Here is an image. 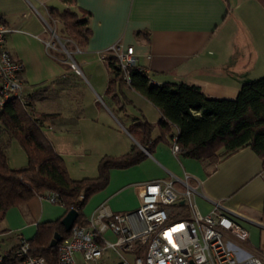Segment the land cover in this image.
Wrapping results in <instances>:
<instances>
[{
	"label": "crops",
	"instance_id": "0c3cea01",
	"mask_svg": "<svg viewBox=\"0 0 264 264\" xmlns=\"http://www.w3.org/2000/svg\"><path fill=\"white\" fill-rule=\"evenodd\" d=\"M52 8H69L86 15L91 35L85 46L77 49L74 45L73 51L80 54L79 63L89 74L91 93L85 92L82 78L71 71L65 58L57 59L66 70L57 76L58 90L52 95L41 94V88L33 87L28 80L30 63L38 65L49 53L47 42H54L50 23L56 20L52 18ZM0 18L11 31L6 35V47L13 59L24 65L25 95L31 97L38 112L55 116L48 122L50 125L46 123L45 132L52 133L47 136L64 158L73 179L96 178L102 157H120L131 151L133 142L118 127L126 130L136 122L156 126L155 142L151 151L145 152L146 158L132 167L112 170L107 187L88 201L84 219L94 215L103 204L115 213L135 211L139 207L140 184L176 178V188L182 193L181 181L187 176L196 190L194 200L199 211L208 215L216 205L221 206L248 232L247 249L264 258V169L260 157L245 148L212 164L174 154L172 135L177 130L173 128L160 139L162 132L157 126L161 113L127 83L122 88L124 100L120 105L116 103L108 94L111 74L102 58L115 44L133 47L138 66L148 70L156 82L185 83L201 88L209 97L234 100L250 80L252 52L264 48V6L260 1L75 0L68 5L61 0H0ZM57 23L63 32V24L58 20ZM56 54L62 55L59 50ZM71 94L76 104L67 103ZM85 94L89 95L88 110L81 104ZM52 96L56 105L50 107L47 101ZM112 117L119 121L118 127ZM113 126L123 135L122 140L112 142L108 135L102 136ZM73 136L81 139L78 146L85 154L89 143L95 140L106 143L108 149L99 160L92 158L89 164L72 166L73 141L69 138ZM66 214L64 207L42 197L0 214V248L5 253L22 240H32L40 224L62 220ZM106 238L114 240L110 232Z\"/></svg>",
	"mask_w": 264,
	"mask_h": 264
},
{
	"label": "trees",
	"instance_id": "16d2710c",
	"mask_svg": "<svg viewBox=\"0 0 264 264\" xmlns=\"http://www.w3.org/2000/svg\"><path fill=\"white\" fill-rule=\"evenodd\" d=\"M61 1L71 5L75 0ZM258 1L264 6V0ZM50 12L53 19L63 24V34L75 48L87 44L91 30L86 15L69 8L63 11L52 8ZM106 62L111 74L108 94L120 105L124 100L125 72L117 65L116 58L108 56ZM127 72L131 89L162 115L157 126L162 132L160 139L173 128L177 130L172 139H176L180 155L217 164L223 157L250 148L260 157L264 169V77L245 83L236 99L228 100L209 97L201 88L185 83L166 82L155 86L142 72L135 69ZM28 98L27 105L12 100L0 111V214L35 197L54 194L67 213L78 211L76 224L85 225L87 219L83 211L90 198L107 187L112 170L132 167L146 158L144 150L151 151L156 126L148 122L134 123L127 130L139 146L134 145L129 153L120 157H102L96 178L75 180L45 132L46 123L55 116L38 113L31 97ZM12 141L19 143L28 158V164L21 169L9 164L7 149ZM61 221L40 224L36 236L26 240L30 253L45 258L47 264H58V246L50 247L54 234L58 232L65 239L70 235ZM17 250L18 246L5 252L0 264H21Z\"/></svg>",
	"mask_w": 264,
	"mask_h": 264
},
{
	"label": "built area",
	"instance_id": "2783aa9c",
	"mask_svg": "<svg viewBox=\"0 0 264 264\" xmlns=\"http://www.w3.org/2000/svg\"><path fill=\"white\" fill-rule=\"evenodd\" d=\"M10 32L0 23V111L12 100L23 105L30 101L22 81L24 65L13 59L5 45ZM55 45L47 42L49 49H56ZM64 51L68 54L66 48ZM108 56L116 58L129 86L128 69L142 72L152 85H161L138 66L133 47L115 44L102 54L104 60ZM71 67L80 75L75 63ZM172 151L180 152L175 138ZM176 181L172 178L138 185L139 207L132 212L115 213L106 204L100 206L85 225L75 224L69 237L58 245V264H264V258L247 249L248 232L221 206L203 215L196 206V190L189 178L181 181L182 193ZM46 199L58 204L54 194H47ZM108 232L114 236L113 241L106 238ZM2 235L0 228V239ZM30 251L29 243L22 240L17 250L21 264H47L45 258ZM3 259L0 248V263Z\"/></svg>",
	"mask_w": 264,
	"mask_h": 264
},
{
	"label": "rangeland",
	"instance_id": "374dc122",
	"mask_svg": "<svg viewBox=\"0 0 264 264\" xmlns=\"http://www.w3.org/2000/svg\"><path fill=\"white\" fill-rule=\"evenodd\" d=\"M58 22H59V20H58ZM50 26H51V31H52L51 34L53 36V41L56 43L55 48H57L62 55L56 54V51H58L57 49H50L47 51L49 53L44 54V59H41V61L38 65L34 66L30 63V69H29V72H27L28 73V75H27L28 80L33 85V87L41 88L39 91L41 94H46L47 96L52 95L54 93L55 89H57L55 87V83H56L55 80L57 79V76H61L63 73H65V70H66V69L64 70L65 67L63 68V66L60 65V63L57 61V59L61 60L62 58H65V60H67V62H68L67 65L71 68V71H73V73L75 72L74 74H76V71L74 69H72L71 63H75L78 65V68L81 71V73H80V75L76 74V76H78L79 78L80 77L82 78V80L81 79L80 80L83 81V83H84L85 92L91 93L92 86L89 82L90 81L89 80L90 79L89 74H88L86 68H83V66L79 63L80 57H78V56L80 54L77 51H73V45L74 44L71 42V40L70 41H69V39L67 40L66 39L67 37H65L63 35V32H61V29L59 28V24L57 23V20H56V22L51 21ZM65 48H66L68 54L64 51ZM239 52H241V51L238 50V55H239ZM238 55H237V58H238ZM251 59H252L253 68H252V71L250 74V80H247L246 83H248V81L251 82V81L258 80V79L264 77V48H262V47L256 48L255 52L254 53L252 52ZM78 88H82V87L78 86ZM27 91H28V89H27ZM79 92L82 93V91H79ZM94 93L96 95L95 91H94ZM32 94H35V93H32ZM73 96L74 95L71 94L69 97H67L68 100L65 99L68 104L69 103L72 105L76 104V100H75V98L73 99ZM88 97H89V95L85 94L84 98L81 100V104H83V106H85L86 109L88 107H90ZM53 99H54V97L52 96L47 101L48 102L47 104H50L47 106L53 107L54 105H56L55 104L56 102ZM37 105L39 106L40 109L43 108L40 101H38ZM100 106H102V102L100 103ZM36 111L38 112L37 109H36ZM38 113H40V112H38ZM116 119L117 118H113V121L115 122L114 126L119 125V123H118L119 121ZM48 124L50 125V123H48ZM114 126H113V129L112 128L107 129L106 130L107 133L103 134L102 136L105 137L108 135L110 141L116 140V142H117V141L122 140L123 135H120L119 133H117L114 130ZM82 130H84V127L82 128ZM117 130L124 132L128 136V138L133 142L134 145L138 144L136 139L128 132L127 129L125 130V129L118 127ZM48 135L51 136L52 133L49 132ZM69 140L73 141L71 144V147L73 148L72 153L74 156V162L71 163L72 166H75V165L78 166V164L81 162L89 164L91 162L92 158L99 160L101 157L100 156L101 153L104 150L108 149V148L106 149V147H105L106 143H99L98 140H95L93 142V144L89 143L90 149L88 148L87 154H85L84 150L83 149L81 150L80 146H78L80 141H81V139L79 137L73 136V137H70ZM7 156H8L9 164L12 168L21 169L28 164L27 155L17 141H12V143L10 144V146L7 149ZM99 193H97V194H99ZM47 201L49 203H51L49 200H47ZM51 204H54V203H51ZM87 206L88 205H86V207ZM86 207L84 208V214L85 215H86V211H87ZM90 217L91 216H89L88 218H90Z\"/></svg>",
	"mask_w": 264,
	"mask_h": 264
},
{
	"label": "water",
	"instance_id": "95a60500",
	"mask_svg": "<svg viewBox=\"0 0 264 264\" xmlns=\"http://www.w3.org/2000/svg\"><path fill=\"white\" fill-rule=\"evenodd\" d=\"M79 217V213L76 210H72L66 214V216L62 219L61 224L65 229L66 233H70L74 225L76 224ZM64 236L60 233H55L54 237L50 243L51 248L57 247L60 243L64 241Z\"/></svg>",
	"mask_w": 264,
	"mask_h": 264
}]
</instances>
